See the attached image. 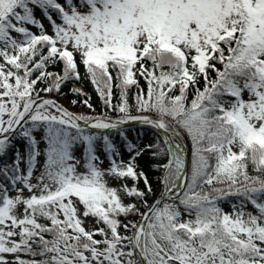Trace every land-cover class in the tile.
Masks as SVG:
<instances>
[{
	"label": "snow or ice",
	"instance_id": "6c2138e0",
	"mask_svg": "<svg viewBox=\"0 0 264 264\" xmlns=\"http://www.w3.org/2000/svg\"><path fill=\"white\" fill-rule=\"evenodd\" d=\"M0 264H264V0H0Z\"/></svg>",
	"mask_w": 264,
	"mask_h": 264
},
{
	"label": "trees",
	"instance_id": "16d2710c",
	"mask_svg": "<svg viewBox=\"0 0 264 264\" xmlns=\"http://www.w3.org/2000/svg\"><path fill=\"white\" fill-rule=\"evenodd\" d=\"M33 30L35 31L36 29H33ZM50 70H52V69H50ZM56 70L58 71L59 69L57 68ZM81 71H83V69H81ZM142 83H143V81H142ZM70 86L71 85H69V87ZM75 86L76 87H82L84 89V91L89 94L90 102L93 104L97 113H99L103 110V103L100 100L99 96L96 94V92L93 90V86L91 84L84 82L82 84H76ZM64 92L65 93L68 92V87L64 88ZM116 95L118 96V93H116ZM130 97H131V93H130ZM57 99H59L61 103H63L66 107H68L69 106L68 99H77V97L69 95L68 99H65L64 97H57ZM81 99H82V97H81ZM115 102H116V99L114 98V103ZM130 102H132V101L130 100ZM70 110L77 112V113H88V109H86L82 106H73V107H71ZM113 115H115V114H113ZM125 131L128 133L129 137L131 139H133L134 142L138 143L139 141L136 140V137L138 134H142L144 132V129L138 123H131V124H128L125 126ZM125 159H127V157H125ZM190 161H191L190 153H186V162L189 164V166H190ZM224 208H225V210H227L229 208V204L226 203L224 205Z\"/></svg>",
	"mask_w": 264,
	"mask_h": 264
},
{
	"label": "rangeland",
	"instance_id": "374dc122",
	"mask_svg": "<svg viewBox=\"0 0 264 264\" xmlns=\"http://www.w3.org/2000/svg\"><path fill=\"white\" fill-rule=\"evenodd\" d=\"M227 210H230V208H228Z\"/></svg>",
	"mask_w": 264,
	"mask_h": 264
},
{
	"label": "water",
	"instance_id": "95a60500",
	"mask_svg": "<svg viewBox=\"0 0 264 264\" xmlns=\"http://www.w3.org/2000/svg\"><path fill=\"white\" fill-rule=\"evenodd\" d=\"M132 123H135V122H132ZM130 124V123H129Z\"/></svg>",
	"mask_w": 264,
	"mask_h": 264
}]
</instances>
